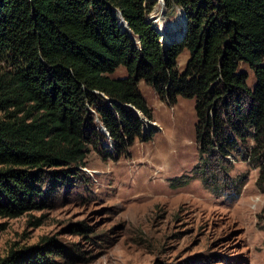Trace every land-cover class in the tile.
Returning a JSON list of instances; mask_svg holds the SVG:
<instances>
[{
    "label": "trees",
    "instance_id": "1",
    "mask_svg": "<svg viewBox=\"0 0 264 264\" xmlns=\"http://www.w3.org/2000/svg\"><path fill=\"white\" fill-rule=\"evenodd\" d=\"M163 1L186 20L166 48L169 37L147 23L154 0H0L1 218L45 208L58 185L80 177L90 151L117 160L150 142L154 132L131 110L152 121L140 81L169 106L194 100L205 188L238 195L244 177L228 180L236 159L264 185V0ZM241 66L253 72L252 88ZM119 67L126 77L111 79ZM50 244L10 251L0 264H60Z\"/></svg>",
    "mask_w": 264,
    "mask_h": 264
},
{
    "label": "rangeland",
    "instance_id": "2",
    "mask_svg": "<svg viewBox=\"0 0 264 264\" xmlns=\"http://www.w3.org/2000/svg\"><path fill=\"white\" fill-rule=\"evenodd\" d=\"M154 1L147 20L158 28L154 22L163 16L164 29L174 26L176 40L183 31L181 10ZM188 59L187 51L177 58L179 73ZM240 69L252 88L253 72ZM126 75L119 67L109 77ZM137 89L152 112L144 129L154 132L152 140L136 141L117 160L90 151L80 177L58 185L45 208L0 217V259L50 240L49 249L62 253L52 258L60 264H264V185L256 186L258 170L248 161L229 160L228 180L244 177L239 194L205 188L195 170L200 158L194 100L179 97L169 106L146 82Z\"/></svg>",
    "mask_w": 264,
    "mask_h": 264
},
{
    "label": "water",
    "instance_id": "3",
    "mask_svg": "<svg viewBox=\"0 0 264 264\" xmlns=\"http://www.w3.org/2000/svg\"><path fill=\"white\" fill-rule=\"evenodd\" d=\"M165 7V5H164V1L162 0V8H164ZM180 13H181V15H182V17H183V20H184V25H183V31H182V33H181V35H179V36H177L176 37V40L178 41V40H180V39H182V37L184 36V34H185V31H186V23H185V14H184V12L183 11H180ZM150 21H152V20H150V19H148L147 20V23H149ZM123 24H124V27H123V29H127L128 28V26H127V24L126 23H124L123 22ZM158 31V30H157ZM158 33H159V31H158ZM160 34V33H159ZM175 39L173 38V37H169L167 40H163V39H161V43H162V45H163V48H166L170 43H172L173 41H174ZM138 117H139V120H140V122L142 123V125H143V129H145L146 128V124H145V122H147V123H150L149 122V120L148 119H146V118H144L143 116H141V114H139V112H137L135 109H131ZM151 124V123H150ZM152 126H153V124H152ZM100 131L102 132V133H104L106 136H107V133L105 132V129L104 128H100Z\"/></svg>",
    "mask_w": 264,
    "mask_h": 264
},
{
    "label": "bare ground",
    "instance_id": "4",
    "mask_svg": "<svg viewBox=\"0 0 264 264\" xmlns=\"http://www.w3.org/2000/svg\"><path fill=\"white\" fill-rule=\"evenodd\" d=\"M161 4V8H162V0H158ZM162 10V9H161ZM181 14V13H180ZM179 21L180 22H182L183 21V17L180 15V19H179ZM155 23V25L157 24V29L162 33V35L164 34V38H166V37H171V35L173 34L172 32H173V30L172 29H174L173 27L174 26H170L169 27V29L171 30H169L168 32H166V27H165V29H164V23H165V19L163 18V16H161L160 17V19H159V21H156V22H154ZM149 124L150 123H146V125L147 126H149Z\"/></svg>",
    "mask_w": 264,
    "mask_h": 264
}]
</instances>
